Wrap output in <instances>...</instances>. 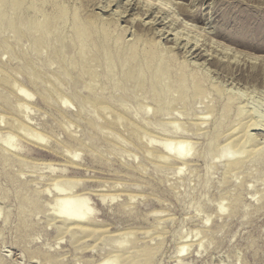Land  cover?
Wrapping results in <instances>:
<instances>
[{
	"label": "rangeland",
	"instance_id": "rangeland-1",
	"mask_svg": "<svg viewBox=\"0 0 264 264\" xmlns=\"http://www.w3.org/2000/svg\"><path fill=\"white\" fill-rule=\"evenodd\" d=\"M171 1L180 12L191 13L200 22L198 26L220 36L214 40L234 43V53H230L248 52L259 58L253 62L257 66L244 55L236 59L227 56L211 41L201 51L176 49L165 41L164 47L169 44L166 48L173 49L166 51L164 64L172 66L174 71L167 73L174 76H166L164 83L176 89L175 80L185 74L188 82L196 85L185 97L177 93L170 97L159 94V86L152 84L148 73L141 78L145 84L139 89L122 85L118 57L109 59V73L117 82L112 88L102 67L96 83L91 84L89 76L79 82V55L70 50L28 59L20 54L21 65L8 61V55L0 52V264H99L115 255L122 256L120 261L109 264H129L125 253L132 251V264H264V130L252 131L262 156L238 170L227 169V157L217 158L216 151L208 153L213 141L218 149L232 138L229 129L239 119V107L260 114L264 120V40L253 38L256 31L264 33V0ZM77 3V15L69 10L56 15L84 23L87 11L81 0ZM95 11L108 16L102 10ZM124 20L119 24L121 34L112 33L113 39L123 42V54L133 49L142 35ZM88 28L101 32L103 26ZM124 28H129L126 35ZM261 40L262 45L257 44ZM72 43L67 40L65 44ZM63 56L73 57L71 70L54 60ZM6 79L14 81L12 87L6 85ZM22 89L28 94L26 98L20 94ZM96 94L111 106L108 112L79 113V98L87 102ZM229 105L230 112L224 116ZM11 126L26 128L33 135L18 133ZM8 136L13 137L12 150L4 144ZM31 137L42 138L45 145L32 143ZM167 138L171 145L177 139L186 141L184 162L176 159L174 152L168 154L158 147ZM56 183H62L58 187L64 194L59 188L60 193L54 190ZM63 196L68 201L73 196L86 198L84 205L92 208L96 234L76 241L62 230V221L52 214V208ZM219 203L223 204L221 212L217 211Z\"/></svg>",
	"mask_w": 264,
	"mask_h": 264
},
{
	"label": "bare ground",
	"instance_id": "bare-ground-1",
	"mask_svg": "<svg viewBox=\"0 0 264 264\" xmlns=\"http://www.w3.org/2000/svg\"><path fill=\"white\" fill-rule=\"evenodd\" d=\"M81 1L83 3L85 10L87 11L86 12L87 18L84 16L85 19H87V20L84 21V23H82L81 21H79V23H76L75 21L72 22L70 17H68L67 15L62 16V17H59L56 15L57 13L64 14L65 12H67L66 10L74 11L72 13L74 15H77V11L79 10L78 6H77L78 5L77 2H79V0H0V52H1V54L8 55V61H14L15 63H18V65H21L22 61L18 56L20 54L24 55L28 59V58H32L33 56H37V55L41 56L44 53L47 54L50 51H52V53L54 51H55V53H58V51H59V52L65 54V52H67V50L68 51L70 50L73 53V55L74 54L79 55V63H78L79 64V82L81 81V79L85 78V76H89L88 78H89L90 83L91 84L96 83V79L99 75V72H101V71H99L98 68L102 67L104 70V73H106L107 76L109 77L108 80H109L112 88L117 86V82L114 81V79H113L114 75L111 76L109 73V68H111V67H109V64H110L109 59L112 56L118 57L117 62H118L119 70H120V77H121L120 79L122 80L121 81L122 85L125 84V86H126L127 84L128 85L130 84V85H133L134 89H139L140 87L144 86V84H145L144 81L141 80V78L144 80V78H145L144 73H148L150 75L149 79L152 82V84H156L159 86V89H160L159 94L160 95L163 94L165 96L167 95L170 97L175 96L176 93L178 95L183 94L182 96L185 97V95L188 93V91L193 90L196 86V85H192L191 83L188 82V77L185 74H183L182 76H178L177 79L175 80L176 81V86H175L176 89H172L171 87L168 86V84L164 83L163 80L166 76H174L173 74L167 73V71L168 72L174 71L172 66H165V64H164L165 63L164 58H165L166 51L169 50L172 52V49H173V48L172 49L166 48L167 46H169V44L171 42L173 43L174 47H176V49H181V48L191 49L192 48V50L195 49V51H201V48L204 45H206L207 42L211 41V43L213 45H215L214 47L217 46V47L221 48L222 50L221 49L220 50L222 52H224L225 54H227V56H229V57H232V58L236 57L237 58V57H239L238 56L239 54H240V56L244 55V59L247 62H249L250 64H254L253 63L254 60H259V58L252 57L253 55H251V56L248 55V52L247 53H240L239 52V54H237V55L232 54V53H234L233 52L234 43H231L229 41V43L226 42V44H224V43H220V42H217L216 40H214L213 38L217 37V36H215V33H211L209 30L207 31V29L203 25L198 26L200 22H198V20H196L193 16H191L190 15L191 13L188 14L187 13L188 11L186 12L187 14H184L185 13L184 11H182L184 13L180 12V10L175 7V4H174L175 2H173L171 0H81ZM115 7H116V10L114 9ZM179 8L181 9V7H179ZM96 9H99V10L106 12V14H108V16L104 15L106 17H103V15L101 13H96V11H95ZM186 9L188 10V8H186ZM79 13H80V11H79ZM123 19H125L124 22H126V20H128L127 22L133 24L134 27H136V29L139 30L138 32L140 33V31H141V33H142V35H140V37H138L139 36L138 34H135L136 36L138 35L137 36L138 42L134 44L133 49H131L129 52H126L124 54H123L124 46H122L123 42H121L118 39L112 38L113 37L112 33L116 32L118 34H121L122 26L119 24ZM248 19L249 18H247V20H245V22H247ZM97 24H102L103 29L100 30L101 32H98L97 30L95 32H92L93 30H90L88 28V25H92L94 28V26H96ZM226 25H227V23H226ZM226 25H224V26H226ZM249 25H247V27ZM111 27H114V29L112 30ZM128 29L124 28L125 35H126V32H128L127 31ZM226 29H227V27H226ZM245 29H246V27H245ZM227 31H225V32H227ZM212 32H215V30ZM249 33L252 34V32H249ZM251 34H248V35H251ZM136 36L134 37V39L137 38ZM219 37H217V38H219ZM255 37H260L259 39L264 40V33L263 32L257 33V31H256L253 38H255ZM241 38L244 39V37H242V36H241ZM67 40H72L73 41L72 45L65 44ZM212 40H214L215 42H213ZM262 40H261V42H258L257 44L261 43V45H262ZM165 41H166V43L167 42L169 43V41H170V43L167 46L165 44L166 47H164ZM250 41H251V39H250ZM257 41H259V40H257ZM238 42H240V41H238ZM247 42H249V40ZM199 43H201V44L199 45ZM249 43H251V42H249ZM249 43H248V45H251ZM240 44H241V42H240ZM150 45H152V47H153L152 50L151 49L148 50V46H150ZM255 45H253V46L255 47ZM242 46H244V42L242 43ZM219 48H217V49H219ZM261 48L264 49V47H262V46H261ZM214 49H216V48H214ZM235 50H237V49H235ZM257 50H259V49H257ZM244 51L245 50H242V52H244ZM230 52H232V53H230ZM200 53L198 55H200ZM202 54H203V51H202ZM185 56H186V54H185ZM261 58H263V57H261ZM217 59L219 61V58H217ZM54 60L58 61L60 63V65L63 67V69H70L71 67L72 68L74 67L73 57H70V56L64 57L63 56V58H60V60L58 58H54ZM215 60H216V57H215ZM49 62H50V64L52 63L51 61H49ZM216 62H217V60H216ZM189 64H190V62H189ZM217 64H218V62H217ZM256 64H254V65H256ZM184 65H186V64H184ZM192 65H195V64L193 63ZM195 66L198 68L197 65H195ZM221 66H223V65H221ZM256 66H254V67H256ZM21 69H23V68H21ZM202 70H203V68H202ZM34 72H36V71H34ZM129 73H131L130 76L128 75ZM34 77H36V76H34ZM258 77L259 76H257V78ZM13 82L14 81H12L11 79L5 80L6 85L11 86V87L13 86ZM0 85H2V84H0ZM4 87H6V86H4ZM206 87H207V85H206ZM92 88L94 89V87H92ZM92 88H91V90H92ZM25 91H23V89L20 90V94L22 95V97L26 98L28 96V94ZM154 91H155V89H154ZM122 94L124 95V93H122ZM192 95H194V94H192ZM103 99L104 98L101 95H97V94L93 95L90 98V100H88L87 102L81 101L79 98V113H85V112L91 110V111H95V112H98L100 114H103L104 112H106L111 107V106L109 107L107 102H104ZM119 100H120V98H119ZM122 100H120V101H122ZM232 100L233 99H231L228 103L232 104V102H233ZM117 102H119V101H117ZM167 102L165 104H167ZM192 102H194V101H192ZM196 102H197V100H196ZM19 105H16V107H18ZM230 106L231 105L227 106L228 108H225L224 116L229 114L228 112H230V108H231ZM248 107H249V105H248ZM245 110L246 109H244L243 107L238 108L237 116L239 119L235 122L236 124L232 125V127H230V129H229V131L232 134V138H230V140L228 139L229 141L226 144L218 147V149L214 148V141H213L212 144L210 145L209 149H208V150H210V151H208V153H211V151L212 152L216 151L215 154H216L217 158H221V159L223 157L228 158V159L227 158H224V159H227L226 167L229 171L230 170H233V171L238 170V169H240V167L244 166L245 163L257 161L262 156L261 155L262 154V148L258 144H255V142H257V140L254 137V135L252 134V131L264 130V120L262 119L263 117L260 116V114H258L256 112H253V111L247 112ZM254 111H256V110L254 109ZM160 112L161 111H159V113ZM245 114H247L246 117H244ZM104 115H105V113H104ZM160 116H162V115L160 114ZM119 118L121 119L120 115H117V119H119ZM122 121H119V122H122ZM12 123H14V122L12 121ZM28 125H30V124H28ZM54 126H55V124H54ZM62 126L64 127V125H62ZM11 128L17 130L18 133H19V131H21V132L26 133L27 135H31V134L33 135V133H31V131L26 129V128H21V129L18 128L17 129V127H14V126H11ZM166 128H167V126H165V129ZM227 129H228V127H227ZM137 133H139V132H137ZM34 135H36V134H34ZM138 137H139V135H138ZM12 138H13L12 136H8L7 138L4 139V144H5L6 148H10L11 146H13ZM27 139H30V138H27ZM36 139L37 140L32 138L31 142L34 140V141H38V142L44 144L42 138L37 137ZM207 139H209V138H207ZM44 140L46 141V139H44ZM28 141H30V140H28ZM153 141H155V140H153ZM175 141H176V139H175ZM215 141H216V139H215ZM151 142L152 141H150V143ZM185 142L186 141H184V139H177V141L174 142V145H173V143L171 145L170 139L167 138V139L160 141L158 144V147H160V149L164 150L168 154H170V153L173 154V152H174L175 154L178 155L176 159L183 161L182 159H184L185 154H187V152H185L186 150H184L185 149L184 148ZM43 144H41V145L43 146ZM152 144H153V142H152ZM38 146H39V143H38ZM173 149H174V151H173ZM20 151H22V150H20ZM232 154L235 155L236 157L233 156L234 158H231ZM187 156L188 155H186V157ZM150 158L151 157H149V159ZM202 158L203 157L201 156V159ZM161 159H163V158L161 157ZM261 159L264 160V158H262V157H261ZM209 160H211V159H209ZM161 161H163V160H161ZM204 161H206V160H204ZM164 163H166V162H164ZM119 167H121V166H119ZM169 171H170V169H169ZM81 172H83V171H81ZM226 174H228V173H226ZM28 176L29 175H27V177ZM240 179H241V177H240ZM233 182H234V184L236 183L235 181H233ZM233 182H231V183H233ZM60 184H62V183H56L54 185L55 191H58V188H59L58 186ZM30 186H33V185H30ZM225 187H228V186L226 185ZM47 191H48V189H47ZM59 191L61 192V195L64 194L63 189L61 191V189L59 188ZM59 191H58V193H60ZM168 191H169V189H168ZM42 196H44V195H42ZM66 198L64 196L60 197V198L58 197L56 199V201L53 203V208H52V210H53L52 214H54L56 218L61 219V221H62V226H61L62 230L66 231L68 233H71V235H73L76 238V241H78V240L82 241L84 239H87V237L89 238V235L92 236V234H96L98 229L96 228V226L94 224V220H93L94 214H93L92 208L90 209V207L84 205L86 202V198L84 199V197L73 196L72 198L69 197V199H70L69 201ZM248 199H249V197H248ZM227 204H229V203H227ZM165 206H167V205L165 204ZM49 207H51V206H49ZM218 207H219V210L217 209V211L221 212V210H223V204L219 203ZM8 208H10V207H8ZM114 209H116V208H114ZM224 210L226 211V208ZM110 213H112V212H110ZM220 214H222V213H220ZM109 221H111V220H109ZM136 223L142 224L140 222L139 223L136 222ZM55 225H57V224H55ZM105 229H107V227ZM99 230H100V228H99ZM143 231H145V230H143ZM112 235H114V233ZM112 235H110V236H112ZM48 236H50V235H48ZM125 236L126 235H124V238H125ZM126 237H129V236H126ZM116 239L117 238H115V240L113 239L112 241L115 242ZM158 239H156V241ZM106 240H105V242H106ZM110 240L111 239H109V241L108 240L107 241L112 244L113 242ZM108 242H106V243H108ZM198 242H200V241H198ZM120 244H122V243H120ZM113 245H114V243H113ZM114 250H116V248ZM90 252L91 251H89V253ZM132 252H126L125 253V259L124 260L129 264H132L135 262V256L131 254ZM160 254H161V252H160ZM120 257H122V256L121 255L110 256V257L106 258L105 260H103L99 264H109V262L111 260L120 261ZM176 264H178V263H176Z\"/></svg>",
	"mask_w": 264,
	"mask_h": 264
}]
</instances>
